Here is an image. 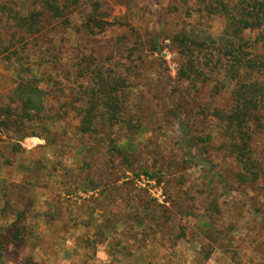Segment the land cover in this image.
I'll return each instance as SVG.
<instances>
[{"label":"rangeland","instance_id":"374dc122","mask_svg":"<svg viewBox=\"0 0 264 264\" xmlns=\"http://www.w3.org/2000/svg\"><path fill=\"white\" fill-rule=\"evenodd\" d=\"M86 1L72 12L69 28L48 34V40H57L51 51L54 59L45 57L39 73L46 79L40 87L47 92L49 118L35 125L11 124L9 138L0 134V179L19 187L14 210L23 213L32 201L24 217L28 239L6 243L5 264H264V183L238 179L231 140L211 116L214 107L228 104L231 84L221 74L204 83L179 77L172 38L198 20L197 14L188 17L179 0H156L159 5L153 0ZM90 1L99 3L100 17L108 23L101 33L89 34L81 24ZM3 20L0 43L14 31ZM206 23L218 27L217 21ZM30 49L35 54L37 48ZM4 55L0 47V107H12L17 64L16 58L4 60ZM88 65L109 67L126 78L125 91L137 97L134 106H142L131 128L117 126L95 136L78 132L75 111L84 102L79 93L92 83L89 73L84 76L78 70ZM178 117L201 151H188L190 142H180ZM44 125L48 132L40 128ZM17 131L28 136L18 141ZM253 142L256 160L264 163V141L255 134ZM50 169L54 172L48 175ZM39 171L47 177V190L40 186ZM87 175L102 190V217L93 212L88 219L82 210L64 209L71 201L87 203L94 194L70 189ZM155 205L160 208L154 212ZM17 212H8L3 223L11 224ZM137 213L143 221L140 227L118 226L111 245L110 240L96 243L93 218L108 225L114 214L132 224ZM85 218L90 227L73 226Z\"/></svg>","mask_w":264,"mask_h":264},{"label":"trees","instance_id":"16d2710c","mask_svg":"<svg viewBox=\"0 0 264 264\" xmlns=\"http://www.w3.org/2000/svg\"><path fill=\"white\" fill-rule=\"evenodd\" d=\"M153 1L159 5L156 0ZM179 1L186 7L188 17L196 14L198 16V20L185 25L186 27L181 28L172 38V43H176L178 48L179 77L204 83L211 75L221 74L226 84L230 82L228 104L223 109L214 107L211 116L223 125L227 137L231 140L232 154L240 168L238 179L245 183H264V163L256 160V151L253 148L255 134L264 141V0H194L198 3L195 7L188 4L191 0ZM86 2V0H5L0 2V21L3 18L6 28L14 30L9 40H2L0 47L5 52L4 60L5 56L8 59L16 58L14 59L17 64L15 74L18 80L9 97L13 106L0 107V134L9 138L13 135L9 133L11 124L17 122L33 125L36 120L42 122L49 118V115L45 114L47 92L40 87L46 79H43L44 73H39L45 57H48L50 61L54 59L51 51L54 52L57 40L53 38L48 40V34L50 30L69 28L72 12L83 4L85 6ZM89 4L90 11L82 19L81 24L89 34L101 33L108 23L100 17L102 14L99 12V3L90 1ZM209 20L217 21L218 27L213 29L206 23ZM17 35L20 37L17 38ZM14 41H16L15 44ZM153 44L157 50L156 40ZM11 46L14 49L8 57L7 52ZM30 47L37 48L34 49L35 54L31 53ZM78 71L84 76L89 73L90 79L92 77L91 87L79 93L84 102L75 111L79 117L78 132L82 136H95L103 135L104 132L107 134L108 129L117 126L131 128V122L140 118L137 113L142 111V106H134L135 101L138 100L137 97H130L129 91H125L126 78L104 66L90 69L88 65ZM66 74H69V71ZM177 125L180 142L182 144L190 142L188 151L192 147H195L197 152L201 151L200 147L190 140L188 126L182 118L178 117ZM44 126L40 128L48 132L47 125ZM15 134L18 141L28 136L24 131L20 134L17 131ZM200 158L205 160V155L200 153ZM187 163L193 162L189 160ZM52 172L54 170L50 169L47 174L51 175ZM38 173L43 183L40 186L46 190L49 189L45 180L47 177L40 171ZM142 174L150 180L154 179L147 171H142ZM27 178L26 175L25 185L29 184ZM9 187V184L0 179V264H5L4 251L7 242L16 245L28 239L23 230L27 226V220L24 217L30 212L32 201L26 205L27 209H24L23 213L20 208L14 210V206H18L16 201L19 200V197L14 195L19 187L13 185L10 187L13 190L8 191ZM68 188L69 186L64 190ZM98 188L99 185L92 181L89 175L80 183H73L70 187L71 191L80 189L82 192H88L89 190L94 194L86 200L87 203L78 205L71 201L70 204L65 205L64 209L66 211L69 209L70 213L82 210L86 216L88 213V219L93 212L98 217H102L101 208L105 211V205L101 201L102 190L98 191ZM112 203L114 204L115 201L113 200ZM153 208L155 212L160 206L155 205ZM15 211H18V215L14 217L15 220L9 225L3 223V220L8 217V212ZM139 215L140 213L134 215L136 219L130 222L132 224H127V219L116 217L114 214L106 220L108 225H103L102 222L99 223L96 218H93L94 235L92 236L95 237L96 243L110 240L108 244L111 245L118 226L130 225L128 229L141 226L143 221H140ZM22 217L23 219L20 220ZM88 219H80L73 223V226L81 224L88 228L87 224L89 227L92 224ZM154 226L157 224L155 223ZM177 240L178 237L175 235L172 238L173 244ZM111 255L115 256V252H110Z\"/></svg>","mask_w":264,"mask_h":264}]
</instances>
